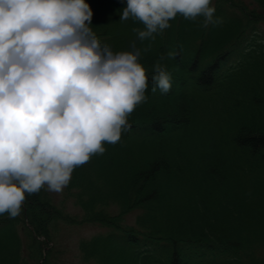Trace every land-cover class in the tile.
<instances>
[{
	"label": "trees",
	"instance_id": "obj_1",
	"mask_svg": "<svg viewBox=\"0 0 264 264\" xmlns=\"http://www.w3.org/2000/svg\"><path fill=\"white\" fill-rule=\"evenodd\" d=\"M253 1L212 0L223 23L207 29L170 21L141 62L177 52L164 61L171 90L153 93L149 71L131 130L74 170L81 217L44 188L0 215V264H56L61 223L103 228L78 242L88 264H264V0ZM87 2L99 39L128 50L142 26L120 22L126 0Z\"/></svg>",
	"mask_w": 264,
	"mask_h": 264
},
{
	"label": "clouds",
	"instance_id": "obj_2",
	"mask_svg": "<svg viewBox=\"0 0 264 264\" xmlns=\"http://www.w3.org/2000/svg\"><path fill=\"white\" fill-rule=\"evenodd\" d=\"M215 12L212 0H126L120 22L142 27L115 51L93 30L87 0H0V215L16 218L45 186L61 193L76 168L120 142L148 100L149 71L153 93L172 88L164 61L177 52L150 69L141 62L157 35L177 15L221 25Z\"/></svg>",
	"mask_w": 264,
	"mask_h": 264
},
{
	"label": "rangeland",
	"instance_id": "obj_3",
	"mask_svg": "<svg viewBox=\"0 0 264 264\" xmlns=\"http://www.w3.org/2000/svg\"><path fill=\"white\" fill-rule=\"evenodd\" d=\"M214 1V0H213ZM245 6L256 5L253 0H242ZM46 189V186L44 190ZM48 195L51 197L52 201L59 206L64 208L65 214H70V216H82V210L74 203V199L67 192L66 187L61 193H50ZM134 214L128 215L129 221L133 220ZM58 242L56 243L57 261L56 264H88L85 263L80 258V253L78 250V242L83 237H89L103 228L97 224H87V223H74V224H60L58 227ZM46 248L44 250V255L46 254Z\"/></svg>",
	"mask_w": 264,
	"mask_h": 264
}]
</instances>
